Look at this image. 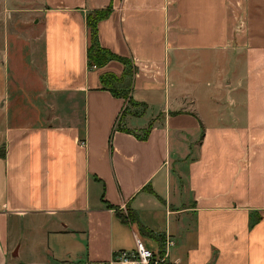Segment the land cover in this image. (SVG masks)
Returning a JSON list of instances; mask_svg holds the SVG:
<instances>
[{
	"label": "crops",
	"instance_id": "obj_1",
	"mask_svg": "<svg viewBox=\"0 0 264 264\" xmlns=\"http://www.w3.org/2000/svg\"><path fill=\"white\" fill-rule=\"evenodd\" d=\"M30 1L19 80L46 107L16 114L0 37V264H97L135 238L171 240L167 264H264V0ZM106 8L96 39L132 63L130 104L99 83L121 63L87 65L85 16Z\"/></svg>",
	"mask_w": 264,
	"mask_h": 264
},
{
	"label": "rangeland",
	"instance_id": "obj_2",
	"mask_svg": "<svg viewBox=\"0 0 264 264\" xmlns=\"http://www.w3.org/2000/svg\"><path fill=\"white\" fill-rule=\"evenodd\" d=\"M33 10H35V6L30 0H0V37L4 35L13 37V43L10 42V44H13L16 52L21 54V63L20 65H16V73L11 68V65L14 66L11 60L14 58L15 61L20 56L16 52L13 54L14 49L10 50L8 54V75L10 78H14L15 76L17 78V82H15L16 89L15 92L13 91L17 101L16 114H22L26 119L30 117L32 119L31 124L37 126L43 124L38 121V117L43 112V107H46L40 105L39 88L32 87L29 84L25 86L24 82L19 80V77H26L33 74L31 73V63H33L31 51L34 48L40 50L38 17ZM262 75L263 78L261 81L264 83V72H262ZM19 87L24 90H21ZM119 92L122 93L120 90H117V93ZM259 92L261 96H264V91H257V93ZM54 100L59 101V106H61L60 104L63 105L62 99L55 98ZM126 109H128V106ZM51 110L54 112L53 107ZM72 110L73 107L64 105L59 113L70 115L72 114ZM255 112L264 115V106H256Z\"/></svg>",
	"mask_w": 264,
	"mask_h": 264
},
{
	"label": "trees",
	"instance_id": "obj_3",
	"mask_svg": "<svg viewBox=\"0 0 264 264\" xmlns=\"http://www.w3.org/2000/svg\"><path fill=\"white\" fill-rule=\"evenodd\" d=\"M109 14V8L103 10L91 11L85 16V26L88 32V46L86 49V59L89 68H101L109 61H117L124 67L122 75L118 78L110 74H103L99 77V83L102 90L108 91L113 97L122 98L126 103L130 104L128 92L134 67L128 59L117 57L109 51L99 47L96 39V23L104 20ZM120 90L122 93H117ZM122 114V113H121ZM113 130L122 131L118 127ZM147 131L142 139H144Z\"/></svg>",
	"mask_w": 264,
	"mask_h": 264
},
{
	"label": "built area",
	"instance_id": "obj_4",
	"mask_svg": "<svg viewBox=\"0 0 264 264\" xmlns=\"http://www.w3.org/2000/svg\"><path fill=\"white\" fill-rule=\"evenodd\" d=\"M172 246V241L165 239L161 248L149 250L135 238L132 250L117 251L112 254L109 261L97 264H167L168 250Z\"/></svg>",
	"mask_w": 264,
	"mask_h": 264
}]
</instances>
